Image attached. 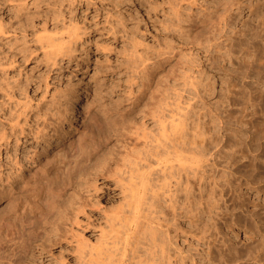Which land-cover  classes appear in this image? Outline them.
I'll return each instance as SVG.
<instances>
[{"label":"rangeland","instance_id":"obj_1","mask_svg":"<svg viewBox=\"0 0 264 264\" xmlns=\"http://www.w3.org/2000/svg\"><path fill=\"white\" fill-rule=\"evenodd\" d=\"M21 1H0V26L6 24L1 28L11 32L5 37H0V134L2 132L4 134V131L6 134L11 133L12 124L15 120H19V117L20 122L25 124L24 119L22 120L25 114L22 111L24 109L25 112L30 111L29 114H33L32 122H30L32 123L31 127L38 129L39 125L42 124L39 128L41 137L38 138L39 140L33 139V137L30 139L32 142L28 146L30 152H27L23 145L18 150L19 153L17 151L16 153L25 158L26 153L38 152L37 155L34 152L37 161L34 162L36 166L39 163L38 160L43 159V161H46L44 159L46 155V159L54 155V160L52 159L49 164L47 163L48 165L46 164V167H49L48 175L36 178L38 181L33 180L35 190L32 189L33 182L32 186H28L29 189H25L20 184L18 187L14 186L13 189L11 179L13 176L19 177V183L23 181L20 176L22 173L18 174L21 169H17L15 172L10 168V170L7 169L8 172L4 174V179L0 175V264H85V261L81 258V249L89 250L97 242L100 232L110 229L109 223L113 209L121 204L124 208L127 200L129 201V196H127L128 199L124 197L127 194H124V192L127 191L121 189V183L116 181L114 175H101L98 182L102 184V182L108 180V184L92 192L89 189L92 188L91 180L86 182L87 177L80 174L74 175L77 164L82 162L84 157L92 158V153L95 152L101 154V156L99 154L101 159L106 160L114 157L112 159L114 162L111 164L113 168L118 163L116 158H119V163L121 162V157L128 147L124 148L125 144L127 142L131 144L135 141L130 133V128L135 125L134 122L142 124L145 121L144 126H147V131L150 130L152 138L153 133L158 132L159 134L160 128L158 126L160 127V125L157 126L158 122L156 123L157 120L152 116L149 107H153L158 103V105H162L165 112H170L172 108L178 110L177 107L185 108L188 103L193 102L194 105L196 103L195 107L197 109L200 107L198 109L200 112L208 107V110L216 113L218 108L217 112L221 111L223 122L228 128L226 132L223 131L224 135L226 134L223 137L229 139L232 143H235L234 141L238 137L237 140H241L234 144L235 149L238 147V150H236V152L238 151L236 154L237 159L233 160L234 165L230 167L234 169L233 172L237 167L238 169L234 173L235 175L232 176L233 182H236L235 185L233 187L230 185L232 188L230 186L226 188L227 206L225 205V210L227 208L226 212H228H225V216L228 223L233 222L231 227L234 229L231 227L226 228L230 233L228 235L231 237V243L234 242V246L238 247L239 250H244H241L238 255L236 253V256H239V261L234 259L235 262L233 260L231 264H262L264 262V17L263 19L260 17L262 16L261 13L257 15L251 12V8L253 7L252 10L257 7L263 9L264 1L91 0L88 3L84 0L80 2L77 0L75 2L74 0H70L71 2L69 0ZM257 1L262 2L263 5L258 3L257 6ZM240 3L244 6H242L243 11L237 13ZM227 5L230 6L229 10ZM23 6L25 7L22 8ZM57 8L59 11L62 8L63 12L60 13L62 16L59 15L60 25L66 22L68 23L66 25H69L70 21V25L72 23L80 24L81 27H79V24L76 26L78 31L80 30V39L78 36L77 41L75 40L73 44H70L75 47L65 50L67 54L64 51L59 52L60 54L56 53L55 56L52 54L53 57H50L51 54H48L47 51L44 53L43 46L40 47L41 43L39 42L41 41L38 38L40 34L45 36L46 33L53 32L51 34H54L58 32L52 24L56 22L52 11L57 10ZM17 9L19 12L16 11ZM226 10H228L227 13ZM228 13L232 14L231 18L233 20L230 26L233 29L227 27L223 21ZM27 17L28 19H26ZM40 24L43 25L40 26ZM45 30L47 31L45 32ZM256 31L257 33H255ZM232 45L236 47L234 48ZM252 45L253 48H251ZM258 45L259 47H257ZM66 49H68V46ZM70 50L73 51L69 55ZM54 57L59 60L53 65ZM240 72L242 73L240 74ZM196 90H201V94L205 96L203 97L205 99L196 96ZM205 93L207 96L212 94L213 99L207 98ZM232 93L234 94L232 95ZM214 105H219V107L216 106L215 108ZM254 106L257 108L255 109ZM131 107H135V110H130ZM17 109H20L21 115ZM143 109L144 111H142ZM93 110L98 111L99 116L108 119L110 124V127L104 130L105 132H98V135L96 133L95 135L91 129L92 121L95 119L91 117ZM128 112L133 118L131 117L132 121L129 119L128 122L131 127L128 124L125 128L126 124L123 119ZM168 112L167 114H169ZM37 114L42 116L40 117ZM34 115L36 118L38 116L39 119H36ZM251 116L252 118H250ZM16 117L17 119H15ZM90 117L92 118L90 119L91 123L85 122ZM47 119L48 121H46ZM34 123H37V126ZM87 123L90 124L86 125ZM86 126L88 127L86 128ZM155 127L159 130L156 131ZM84 128L86 129L84 130ZM88 128L89 130H87ZM90 129L94 135L88 134L91 131ZM231 129L235 130L232 131ZM116 131H120V133ZM229 131L231 133H228ZM235 131L239 132V136H236L238 134H235ZM43 134L45 135L43 136ZM123 135H127V138ZM128 136L131 138H128ZM78 137L83 139L79 141ZM139 141L143 143L142 140ZM139 141L137 142L139 143ZM79 142L80 145H78ZM139 144V149L142 148L144 152H150L147 151L148 148L146 147V150L143 149L144 145ZM151 152L154 151L151 150ZM90 154L91 156H89ZM56 163L60 164L59 167ZM153 164L151 165L153 168L160 169L162 167V164ZM259 165L260 169H258ZM25 168L27 170L23 174L29 173V170L32 169L31 167ZM50 176H53L52 179ZM69 178H75L76 181L70 184ZM46 179L51 184L54 182L60 186L56 187L54 183L50 185L49 182L50 187H48L50 189H53V186L56 187L54 188L56 190L52 192L46 186ZM3 180L6 182H3ZM64 182L67 183L63 184ZM41 184H43V187H40ZM57 188L62 190V193ZM235 189L238 190L237 193ZM180 192L177 207L184 200L183 193ZM92 193L94 196L96 193L97 196L93 197ZM12 194H15L14 197ZM124 198H126V202H124ZM165 200L167 201V197L163 196L160 201L163 206L167 204ZM80 203L85 205L84 210L78 209L77 206ZM179 209L181 208L179 207ZM168 213L170 217H172L171 214L174 216L172 210L168 209ZM43 214L46 222L42 219ZM179 214L177 217H180L179 220L183 226L188 228L187 222L191 215L187 214L185 218V212ZM237 215L240 219H237ZM231 218L236 221V224ZM9 222H15L14 224L17 225L14 227L16 229L18 227L21 234L18 230L14 234L15 236L17 234L16 237L19 236V238L15 236L13 238V235H11L10 232L13 233L16 229L12 228L11 230ZM27 229L29 230L27 231ZM30 230L32 234L38 235H36L31 247L27 249L25 238ZM183 238L180 241L182 243ZM260 242H262V245H259ZM256 246H260L261 250L258 247L255 248Z\"/></svg>","mask_w":264,"mask_h":264},{"label":"bare ground","instance_id":"obj_2","mask_svg":"<svg viewBox=\"0 0 264 264\" xmlns=\"http://www.w3.org/2000/svg\"><path fill=\"white\" fill-rule=\"evenodd\" d=\"M23 1H21V2H23ZM36 1H38V0H36ZM77 1L80 2V1H83V0H77ZM84 1H86L88 3L91 0H84ZM74 2H75V0H74ZM40 3H42V2H40ZM258 3L262 4V2H258L257 1V6H258ZM37 4H39V3H37ZM237 4H239V3H237ZM28 6H29V4H28ZM242 6L243 5L240 3L239 10H237L238 11L237 13L243 11ZM24 7L25 6H23L22 8H24ZM229 7L230 6H228V8H227L225 6V8H227L228 10H229ZM12 8H13V6H12ZM252 8H251V12H253L254 14H257V15L259 13H261L260 15H262V16H260V17H262V19H263V17H264L263 16L264 15L263 9L264 8L263 9H259L261 7H257V8H254L253 10H252ZM36 9H37V7H36ZM53 9H55V8H53ZM228 10H226V13L228 12ZM16 11H18V9ZM60 11H59L58 8H57V10H53L52 11L53 16L56 18V19H54L56 22L52 23V24H54V26H53V27H55L54 29L58 30V32H57L58 34L56 32L54 34H51V33H53V32H51L49 34L46 33L47 35L45 34V36H44V35L39 33L40 35H39L38 39H39V41H41V42H39V43H41L40 47L43 46V51H45L44 53H46V51H47L48 54H51L50 57H53L52 54H54V56H55L56 53H59V52L61 53V52H64L65 50L71 49V47H73L74 45L71 46L70 44H73V42L76 40V38H78V36L80 35V33H79L80 30L78 31V27L76 28V26L79 24V23H77L78 21L76 22L77 25L73 24V23H72V25H70L71 21H70V24H69L70 26L66 25L67 22L63 23L61 25L59 24V22H60L59 15H61L60 13H63L62 12V8H61ZM229 13H231V12H229ZM229 13L224 18L223 21H224V24L227 27H231V29H233L232 26H230V24L232 23L231 21L233 20V18H231L232 14H229ZM11 15H13V14H11ZM223 15H226V14H223ZM257 17H259V16H257ZM46 18L48 19V17H46ZM26 19H28V17ZM54 20H52V21L54 22ZM19 21H22V20H19ZM260 21H261V19H260ZM3 23L5 24V22H3ZM19 23H21V22H19ZM25 23H27V22H25ZM0 25H1V22H0ZM41 25H43V24H40V26ZM4 26H0V37H2V36L5 37V35L7 36V34L10 32V30H5V29L1 28V27H4ZM257 26H259V25H257ZM7 27H8V25H7ZM13 27H15V26H13ZM26 27H28V26H26ZM79 27H81L80 24H79ZM42 28H43V26H42ZM251 28H253V27H251ZM257 28L259 29V27H257ZM249 29H248V31H249ZM46 31L47 30H45V32ZM221 31H223V30H221ZM228 32H229V30H228ZM255 33H257V31ZM36 35H37V33H36ZM255 37H257V36H255ZM22 38H24V37H22ZM228 38H230V37H228ZM79 39H80V36H79ZM14 42H12V43H14ZM67 46H68V49H66ZM69 46H70V48H69ZM232 46H234V45H232ZM228 47H229V45H228ZM235 47L236 46H234V48ZM255 47H256V45H255ZM255 47H254V49H255ZM257 47H259V45ZM251 48H253V45H252ZM72 51L70 50L68 52L69 55H70V53ZM230 51H232V50H230ZM235 52H236V50H235ZM65 54H67V52ZM54 58H55V60H54V62H52L53 65L56 64L58 62V60H59V59H57V57H54ZM258 60H260V59H258ZM245 63H246V60H245ZM59 64H60V62H59ZM260 68H261V66H260ZM241 73L242 72H240V74ZM196 89H197V87H196ZM195 93H196V96H198L200 99H201V97L202 98L205 97V96H203L201 94V90H196ZM202 93H203V91H202ZM233 94L234 93H232V95ZM53 95H54V93H53ZM150 95L153 96V94H150ZM258 95H259V91H258ZM193 97H195V96H193ZM206 97L209 98V99H213V95L212 94H209L208 96L206 94ZM60 98H61V96H60ZM203 99H205V98H203ZM148 100H150V99H148ZM194 101H195V99H194ZM234 102H235V100H234ZM239 103H241V102L239 101ZM51 105H52V103H51ZM199 105H197V106H199ZM195 106H196V103L194 105V102H193V103H188V105L185 108L177 107L176 109H178V110H174V108L171 107L172 108L171 111L170 110H169L170 112L167 111L169 114H167V112H165V109L162 108L161 104L158 105V103H157L155 106L149 107L150 110H151L152 116L154 118H156V120H157L156 123L158 122L157 126L160 125V127L158 126V128H160V130L155 127L156 131L159 130V134H158V132H156L157 134L153 133L152 134L153 138H152L151 135H150L151 133L149 132L150 130L147 131L148 130V128H146L147 126L146 127L144 126L145 125L144 124L145 121L144 122L142 121L143 122V123L141 122L142 124H138L139 122L136 124V122H134L135 125H134V127L130 128L131 129L130 133H131L132 138L135 141H133V143H131V144H128V142H127L126 144H128V145H126V144H125V146L123 145L124 148L126 146H128V147L125 149V152L123 153L122 157L120 156L121 154L119 155L122 158L120 160L121 161L120 163H119V158L117 159L116 158L117 156L115 157L116 160L118 161V163L116 162L117 164L115 163L116 165L113 168H112L111 164H113V162H114V160H112V159H114V157L111 158V159L107 157L108 159H106V160L105 159H101L100 158L101 154L100 153H95V152L92 153V158L89 159V157H84L82 162L77 164L76 172H75L74 175H79L80 174V175H83V176L87 177L86 182L91 180L90 183H91L92 188H89V189H91L92 192H95V191H97V189L102 188L103 185H107L108 184V182H109L108 180H105L104 182H102V184L98 182V179L100 178L101 175H114L116 181L121 183V189L123 188L125 191H127V192L123 191L124 194L127 193L126 195H124V197H126L128 199L127 196H129V201L127 200V202H126V198H124L125 199L124 202L127 203V204L124 205V208H123V206H121L122 205L121 204L120 205L121 207L119 206L120 208L117 207V208L113 209V214L110 217L111 220H110V223H109L110 224L109 225L110 229L106 230L105 232H104V230H102L100 232L99 238L97 239V242H95V244H93L90 247L89 250L81 249V258H82L83 261H85V264H231L234 259H237L239 261V256L237 257L236 253L238 255V253L241 252L242 249L239 250L238 247H235L234 246L235 243L233 241L232 242L234 244L231 243V241H230L231 237L228 235L230 233H229V231L226 230V228L229 229L231 226H233L232 225L233 222H229L230 223L229 224L228 221H227L228 219H226V216H225L226 215L225 212H226V210H228L227 208L225 210V205H226L225 192H226V188H228L230 185H232V187H233V185H235V183H236V182H233L232 176L235 175L234 174L235 172H237L236 171L238 169V167L236 168L237 164L235 166V168H236L235 172H233L234 169H231L230 166L234 165V163H232V162H234L233 160L235 158L237 159L236 154H237L238 151L236 152V150H238V147H236L237 149H235V145L234 144L236 142L238 143L239 140H237V139L239 137L236 139V141H234L235 143H232L229 139H226V138L223 137V136L226 135V134L224 135V132H226L227 131L226 129H228V128H226V126H225V124L223 122V119H222V116H221L222 113H220L221 111L217 112L218 108L216 109V113H214L211 110H208V107L204 106L207 109L204 108L203 109L204 111L202 110L200 112V110L198 111V109L200 107L197 109V107H195ZM216 106H215V108H216ZM256 106H257V104H256ZM57 107H58V105H57ZM217 107H219V105ZM229 107L231 108V106H229ZM94 108H96V107H94ZM195 108H196V110H195ZM209 108H211V107H209ZM254 108H255V106H254ZM205 109H206V111H205ZM12 110H13V108H12ZM19 110H18V112H19ZM130 110H135V107H133V108L131 107ZM25 111H26L25 109H24V111H22L23 114H25L24 118H22V120L24 119L25 124L23 122H20V117H19V120H18L17 119L18 116H17L15 118L17 120L14 119L15 122L13 124L11 123L12 124L11 133L8 132L9 134H6L5 131H4V134H2L3 132L1 133L2 135L0 134L1 135L0 136V167H1V171H0L1 174L0 175L3 178V176H5L4 174L8 172L7 169H9V168L12 171H14V172L17 171V169H21V172L18 173V174L22 173L20 175L21 178H23V181L21 183H19V177L18 176L15 175V176H13V178H11V176H10V178L12 179L13 189H14V186L18 187L19 184H20V186H22L25 189H27L28 186L30 187L32 182L34 184L33 180H36V178L41 177V176L44 177L47 174V172H49L48 171L49 167H46V164L47 163L49 164V162H51L52 159L54 158V155H53V156L47 158V159H49V160H47L46 159L47 155H46V157L44 158L46 161H43V159L42 160H38L39 163H37V166H36V164H34V162H37L36 159H35V153L37 155L38 152L34 151L35 153L33 152L31 154L30 153H26L25 158H24V156L18 155V153H19L18 150L23 145H24L25 150L27 152L28 151L30 152V150H28V148H29L28 146H29L30 143H32L31 140H30L32 137H33V139H36V140L39 137H41V134H40L41 130L39 128L41 127L42 124L39 125L40 127L38 129H35L34 127H31L32 123H30V122H32L31 119H33L32 118L33 114H29L30 111L29 112H25ZM58 111H60V110H58ZM93 111L95 113L93 112L91 117L95 118V119H93V121H92V125H91L92 128L91 129L94 131V134L96 133L98 135V132L100 133L101 131H104L106 128L110 127L109 126L110 124H109V120L108 119L104 118L103 116H99L100 114L98 115V113H97L98 111H95V110H93ZM142 111H144V109ZM252 111H254V110H252ZM51 112H52V110H51ZM253 114H254V112H253ZM17 115H19V114H17ZM20 115H21V113H20ZM38 116L36 118L35 115H34V117L36 119H39ZM41 116L42 115H40V117ZM91 117L88 118L87 121H85V122H90V119H92ZM131 117L132 116L129 115V112L125 115V117L123 119V122L126 124V126L124 124L125 128L127 127L128 124L130 126V123H128V122L130 121L129 119H131ZM243 117H242V119H243ZM250 118H252V116ZM48 119L46 121H48ZM106 120H108V121H106ZM131 121H132V119H131ZM28 123H30V124L27 125ZM37 123L36 124L34 123V124L37 126ZM90 123H87L86 125H89ZM117 123H118V121H117ZM227 123H229V122H227ZM84 127H85V125H84ZM87 127L88 126H86V128ZM86 128H84V130ZM12 129H13V131H12ZM243 129H245V128H243ZM9 130H10V128H9ZM84 130H81V131H84ZM87 130H89V128ZM231 130L234 131L235 129L234 130L231 129ZM91 131H89L90 133H88V134H93V131L92 132ZM230 131L228 133H231ZM237 131H235V134L237 133ZM241 131L243 132V130H241ZM51 132H53V131H51ZM116 132H118V131H116ZM219 132L222 133V134H220ZM42 133H43V131H42ZM118 133H120V131ZM125 133H127V132H125ZM252 133H253V131H252ZM44 135L45 134H43V136ZM227 135H229V134H227ZM123 136L126 137L127 135H123ZM236 136H239V134L236 135ZM233 137H235V136H233ZM23 138H25V139H23ZM128 138H131V137L128 136ZM240 138H241V136H240ZM82 139L83 138H81V139L79 138L78 140L80 141ZM223 139H225V140H223ZM139 140H142L143 143L140 142ZM244 140H242V141H244ZM73 141H74V139H73ZM137 141H139V143H141L142 146L144 145L143 149H145V147H146V148H148L147 151H150V152L149 153L146 152V151L144 152V150H142V148L139 149L140 146L138 147L139 143ZM121 142H122V140H121ZM72 143H75V142H72ZM129 143H130V141H129ZM262 144H263V142H262ZM78 145H80V142H79ZM65 149H66V147H65ZM11 150L15 154L10 152ZM39 150H40V148H39ZM151 150L154 151V152H151ZM16 151L18 153H16ZM112 152H115V151H112ZM39 153H40V151H39ZM115 153H117V152H115ZM99 154H100V156H99ZM89 156H91V154ZM106 156H104V157H106ZM241 161H243V160L241 159ZM24 162H26V163H24ZM152 162H154L156 164L158 163L160 165L162 164V167L161 168L159 167L160 169L153 168L151 166L153 164ZM237 162H235V163H237ZM239 163H240V161H239ZM156 164H153V165H156ZM59 165L57 164L58 167H59ZM24 166L32 168V169L29 170V173L27 172V174L26 173L23 174V172L25 170H27ZM150 166L152 167L151 169H150ZM154 167H156V166H154ZM229 167H230V169H229ZM258 167H259L258 169H260V165ZM69 172H70V169H69ZM158 172H159V174H158ZM12 174H15V173H12ZM50 174H51V172H50ZM153 174H154V176H153ZM256 176H257V174H256ZM52 177H51V179H52ZM47 178L50 179L49 177H47ZM233 178L235 179V176ZM8 179H9V176H8ZM36 181H38V180H36ZM45 181L47 182L46 186L48 187L49 186L48 183L50 181L48 182L47 179ZM53 181H54V178H53ZM69 181H70V184H71V183H74L76 180H75V178L74 179L71 178ZM3 182H6V181L3 180ZM46 182H44V183H46ZM55 182H58V181H55ZM37 183H36V186H37ZM53 183L51 184V182H50V185H53ZM65 183H67V182H64L63 184H65ZM55 184L56 183H54V185ZM57 184L55 185L56 187L60 186L59 184L58 185ZM9 185H11V184H9ZM41 186L43 187V184H41L40 187ZM34 187H35V184H34L32 189H34ZM49 187H48V190L50 189ZM56 187L53 186V189H50V190H52V192H53L54 188H56ZM232 187L230 186V188H232ZM58 189L59 188H57V190ZM44 191H45V188H44ZM59 191L61 192L62 190L59 189ZM180 191H182L183 196H184V200H182L183 202L179 206L181 209H179V207H177V200L178 201L180 200V195H179L181 193ZM235 191H236V189H235ZM237 191H236V193H237ZM10 192H12V191H10ZM229 193H231V192L229 191ZM234 193H233V195H234ZM14 195H13V197H14ZM235 195H237V194H235ZM59 196H60V194H59ZM92 196L95 197L97 195L95 193V196H94L93 193H92ZM163 196L167 197V201L165 200L167 202V204L165 206L162 205V202L160 203L161 198H163ZM10 197H12V196H10ZM231 197H234V196H231ZM231 197H229V198H231ZM11 199H13V198H11ZM11 199H10V201H11ZM234 200L236 201V199H234ZM77 207H78V209L80 208V210H84L85 209V205L82 204V203H80ZM168 209L172 210V213H174V216L172 214H171L172 217L169 216L170 214L168 213ZM250 211H251V209H250ZM184 212L186 213L185 214V218H186L187 214L191 215V216L189 215L190 217H189V220L187 222L188 223V225H187L188 228L184 227L182 222L179 220L180 217L179 218L177 217L179 213L182 214ZM181 216H184V215H181ZM42 217H43L42 218L43 221L46 222V218H45L44 214L42 215ZM238 218L240 219L239 216L237 217V219ZM231 219H233V218H231ZM230 221H232V220H230ZM233 221H235V220L233 219ZM14 223L15 222H13V223L9 222L11 230H12V228H15L14 226H17ZM235 224H236V221H235ZM231 228H233V227H231ZM17 230L19 231L18 227L13 233H12V231L10 232L11 235H13V238H15L17 236V234H16V236L14 234L15 232L16 233L18 232ZM28 230L29 229H27V231ZM252 230L254 231V229H252ZM19 233H20V231H19ZM22 233H23V231H22ZM36 235H38V234H36ZM36 235L32 234L31 230L28 233V236L25 238V240H26L25 241V246L27 247V249H29L28 247H31L32 242L34 241ZM16 238H19V236L16 237ZM181 238H183V243L180 242ZM9 239H12V238H9ZM261 240H263V239H261ZM257 241H259V240H257ZM261 243L262 242H260L259 245H262ZM251 244H252V242H251ZM253 245H255V244L253 243ZM237 246H239V245H237ZM257 247L259 248L260 246H256L255 248H257ZM249 250H250V248H249ZM253 250H254V248H253ZM260 250H257V251H260ZM250 251H252V249ZM251 253L253 255V252H251ZM246 254L248 255V252ZM254 254H255V252H254ZM241 257H242V255H241ZM263 257H262V259H263ZM259 260H261V259H259ZM234 262H235V260H234ZM262 264H264V262Z\"/></svg>","mask_w":264,"mask_h":264}]
</instances>
